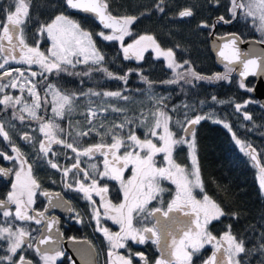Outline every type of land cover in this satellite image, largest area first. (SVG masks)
Here are the masks:
<instances>
[{
    "label": "snow or ice",
    "instance_id": "1",
    "mask_svg": "<svg viewBox=\"0 0 264 264\" xmlns=\"http://www.w3.org/2000/svg\"><path fill=\"white\" fill-rule=\"evenodd\" d=\"M44 7L46 19L37 14L38 0H0V143L6 146L0 148V181L9 185L0 193V264H57L64 252L49 245L58 243L51 234L60 220L49 211L71 203L62 193L86 202L89 223L107 242L104 264H264V213L242 221V210L229 211L210 197L196 145L197 126L221 124L258 168L264 190V146L241 138L216 111L230 105L247 122L241 127L264 140V123L248 111L253 101L201 98L198 91L231 84L234 74L238 88L254 91L246 80L264 76V0H151L124 15L112 0H46ZM202 11L209 15L196 30L210 38L222 72L202 73L190 55L178 57L179 45L165 49L153 34L135 31L152 16L177 26L191 24ZM80 13L99 30L74 18ZM222 25H243L252 38L240 31L219 34ZM99 42L116 44L122 60L139 67L113 71L116 61ZM149 51L165 62L162 80L144 71ZM133 75L139 81L134 90ZM64 77L81 86L66 87ZM108 81L120 87H105ZM185 148L190 165L177 159ZM39 165L53 171L62 192L44 187ZM117 186L114 202L110 189ZM40 197L43 208L37 207ZM75 217L82 222L78 211ZM214 222L225 225L220 233ZM147 244L159 253L155 260L132 247Z\"/></svg>",
    "mask_w": 264,
    "mask_h": 264
},
{
    "label": "trees",
    "instance_id": "2",
    "mask_svg": "<svg viewBox=\"0 0 264 264\" xmlns=\"http://www.w3.org/2000/svg\"><path fill=\"white\" fill-rule=\"evenodd\" d=\"M45 2L46 0H38L39 9L37 13L38 15L44 14V19L47 18L46 13L48 11L44 7ZM178 2L183 4L185 2H193V0H178ZM112 3L118 5L119 7L115 10L120 15H124L126 13L136 14L139 9L150 4L151 0H112ZM207 15H209V13L202 11L201 15L197 16L191 24H179L177 26L169 25L167 18L159 20L157 16H152L151 19H144L141 23H138L135 27V31L140 34H153L165 49L173 47L174 45H179L180 48L177 52L178 57L185 58L190 55L196 68L202 73L222 72L224 70L223 65L218 64L211 53L209 37L198 33L196 30L197 21ZM74 18L83 20L86 26L94 31L99 30V25L92 17L76 14ZM217 31L219 34H224L228 31H240L249 38H252V33L243 25H222ZM99 47L103 49L104 54L109 60L114 59L116 61L115 64L111 65L113 71L125 72L128 68L136 69L139 67L135 61H123L120 49L116 44L99 42ZM154 57V52H146L145 61L141 63L144 65V71L149 73L153 80L159 81L168 75V70L162 59L157 60ZM238 79V75L234 74V82L231 84H205L202 85L198 91L201 94V98L216 95L220 99L231 98L237 101L251 99L253 103L249 105L248 111L253 115L257 123H264V108L261 107L262 105L258 100L251 95V92L238 88L235 82V80ZM64 83L65 86L69 88H78L81 86L77 83L76 79L72 77H64ZM130 84L133 90L138 86L139 81L135 75L130 78ZM246 84L248 87L253 88L254 80H249ZM105 87L116 89L120 87V82L108 81ZM178 99V96L173 95L174 101ZM133 107L135 108L136 105H133ZM216 111L221 118H226L228 120L241 138L250 140L258 148L264 146V140H262L258 134L248 133L241 127L242 124L247 122H244L242 118L234 112L230 105L217 107ZM196 145L202 181L207 194L218 202H221L229 211H236L237 209L242 210V221L244 218L248 220L256 219L264 213V190L259 188V173L249 158L240 152L239 147L232 139L231 133L221 124L204 121L197 126ZM5 147V144L0 143V148ZM25 149L27 150V146ZM177 159L182 164L190 165L186 148L178 153ZM36 172L39 179L43 182L44 187L49 191H62L58 178L50 168L39 165ZM53 179H57V182L52 183ZM117 189L118 186L110 189L111 197L114 199V202L120 199V194ZM70 195L77 202L76 209L80 212L83 222V227L81 231L76 232V236L90 239L98 246L99 256L101 258L100 262L102 263L103 259H105L104 250L107 247V242L101 235H98L95 228L89 223L88 215H86L88 211L86 202L79 199L74 193H70ZM170 198L169 195H165L166 201ZM81 209H83V211ZM232 222L235 223V221ZM106 223L107 225H113L110 221ZM214 223L216 227L213 231L215 233H220L225 225L218 222ZM133 249L135 251H143L151 259H153L155 254H158L155 246L151 244L148 248L145 247L141 250L135 247H133Z\"/></svg>",
    "mask_w": 264,
    "mask_h": 264
},
{
    "label": "water",
    "instance_id": "3",
    "mask_svg": "<svg viewBox=\"0 0 264 264\" xmlns=\"http://www.w3.org/2000/svg\"><path fill=\"white\" fill-rule=\"evenodd\" d=\"M82 14V13H80ZM84 15V14H82ZM86 16V15H85ZM91 17V16H89ZM210 39V38H209ZM251 39V38H249ZM240 47L243 50H248L249 45L248 44H241ZM210 49L211 53L214 56L216 60H218V57L216 55V52L214 50V47L212 43L210 42ZM259 47L257 48V51L259 52ZM220 64V63H218ZM222 65V64H220ZM249 80H254L255 85L253 87V90L251 95L259 101L261 105H264V76H257V77H248L246 80V83L249 82ZM258 169V168H257ZM55 193V192H53ZM69 208H72V204L65 205L63 208H57V209H50L49 212L56 211L60 213L61 215H71L72 211H69ZM58 217V216H53ZM59 218V217H58ZM60 224L58 226L54 227V230L52 232L53 239L55 241H58L56 244L49 245V247H57L60 250L65 247V249L71 253L73 261L75 264H98V255L93 247V245L88 241H64L63 235H60L59 233H62L61 231V219ZM58 228V232L57 229Z\"/></svg>",
    "mask_w": 264,
    "mask_h": 264
},
{
    "label": "flooded vegetation",
    "instance_id": "4",
    "mask_svg": "<svg viewBox=\"0 0 264 264\" xmlns=\"http://www.w3.org/2000/svg\"><path fill=\"white\" fill-rule=\"evenodd\" d=\"M4 164H7V162H4ZM0 166H3V165H0ZM8 187H9V185L5 184L3 181H0V193L5 192L8 189ZM56 192H62V191H56ZM63 194L66 197H70L71 198L72 209H74L75 211H72L71 215H61L60 213H58L56 211H52V212H49V215L58 216L61 219V231H62V235L64 237V241L66 242V241H84V240H88L94 246V248L96 249V252H97V254L99 256L98 246L95 245L94 242H92L90 239L81 238V237L79 238V237L76 236V232L81 231V229L83 227V222H80V223L76 222L75 212L78 211L76 209L77 202L70 195V193H63ZM45 205H46V200L43 197L38 198L37 207L43 208ZM81 210L83 211V209H81ZM107 226H109L113 231H117V226L116 225H107ZM98 235H101V234L98 233ZM132 246L135 247L138 250H141V249H144L145 247L148 248L150 246V244H147V245H132ZM61 250L64 252V255L61 258H59V260L57 261V264H75V262L73 261L71 253L68 252L65 249V247H63ZM158 256H159V253L155 254L153 256L152 260H155L156 258H158ZM103 257H102V259H103ZM98 258H99L98 259V263L99 264H104L105 259H103V261L101 263L100 262L101 261L100 256Z\"/></svg>",
    "mask_w": 264,
    "mask_h": 264
},
{
    "label": "rangeland",
    "instance_id": "5",
    "mask_svg": "<svg viewBox=\"0 0 264 264\" xmlns=\"http://www.w3.org/2000/svg\"><path fill=\"white\" fill-rule=\"evenodd\" d=\"M187 150V149H186ZM165 183H167V182H165ZM169 188H173L174 186H172V185H167ZM117 230H118V226H117ZM121 251H123V250H121Z\"/></svg>",
    "mask_w": 264,
    "mask_h": 264
}]
</instances>
